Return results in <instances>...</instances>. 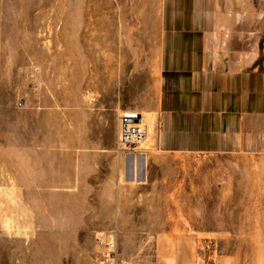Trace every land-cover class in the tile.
Segmentation results:
<instances>
[{
    "label": "rangeland",
    "instance_id": "rangeland-1",
    "mask_svg": "<svg viewBox=\"0 0 264 264\" xmlns=\"http://www.w3.org/2000/svg\"><path fill=\"white\" fill-rule=\"evenodd\" d=\"M174 1L0 0V264H264V194L257 229H199L239 223L215 159L118 148L126 111L153 131ZM212 1L264 47V0Z\"/></svg>",
    "mask_w": 264,
    "mask_h": 264
},
{
    "label": "crops",
    "instance_id": "crops-1",
    "mask_svg": "<svg viewBox=\"0 0 264 264\" xmlns=\"http://www.w3.org/2000/svg\"><path fill=\"white\" fill-rule=\"evenodd\" d=\"M168 11L154 145L170 156L215 159L222 194H228L220 206L237 207L239 223L199 229H257L261 214L253 209L257 194H264V47L257 46L250 17L242 27L241 18L219 14L212 0H175Z\"/></svg>",
    "mask_w": 264,
    "mask_h": 264
},
{
    "label": "built area",
    "instance_id": "built-area-1",
    "mask_svg": "<svg viewBox=\"0 0 264 264\" xmlns=\"http://www.w3.org/2000/svg\"><path fill=\"white\" fill-rule=\"evenodd\" d=\"M147 135V126L142 121H138V116L130 112H124L119 116V135L117 145L119 149L136 151L141 140ZM113 260V258H111ZM117 264H128L124 260ZM137 264H145L137 263ZM159 264V263H157Z\"/></svg>",
    "mask_w": 264,
    "mask_h": 264
},
{
    "label": "bare ground",
    "instance_id": "bare-ground-1",
    "mask_svg": "<svg viewBox=\"0 0 264 264\" xmlns=\"http://www.w3.org/2000/svg\"><path fill=\"white\" fill-rule=\"evenodd\" d=\"M130 113L136 114L138 116V121L139 122L142 121L143 123H145L144 120H146V118L142 113H138V112H130ZM152 130L153 131L150 132V129L147 128V135H146V137H144L141 140L140 147H143L144 143L149 139V137L154 135V132H155V115H152Z\"/></svg>",
    "mask_w": 264,
    "mask_h": 264
}]
</instances>
